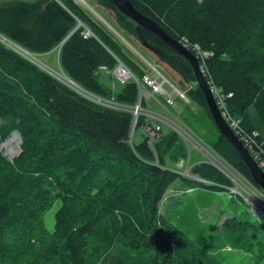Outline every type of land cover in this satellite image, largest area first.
Instances as JSON below:
<instances>
[{
	"label": "trees",
	"instance_id": "obj_1",
	"mask_svg": "<svg viewBox=\"0 0 264 264\" xmlns=\"http://www.w3.org/2000/svg\"><path fill=\"white\" fill-rule=\"evenodd\" d=\"M93 1L112 15L103 19L126 43L136 51L140 46L178 82V90L191 88L216 128L190 63L111 0ZM129 1L187 46L221 95L220 110L264 144V0ZM76 8L70 0L0 3V145L14 132L20 137L15 159L0 149V264H225L218 252L227 248L249 264H264L263 218L259 225L233 214L219 235L210 228L211 243L203 245L202 237L190 239L161 213L176 183L216 191L232 182L206 160L182 174L175 164L186 159L183 139L160 126V136L150 141L144 127L155 121L143 112L130 140L139 84L120 83L112 72L121 62L140 81L146 67ZM85 30L91 35L84 37ZM196 47L210 56L202 62ZM42 55L52 56L60 73L46 70ZM156 98L170 110L161 95ZM216 130L211 152L261 189Z\"/></svg>",
	"mask_w": 264,
	"mask_h": 264
},
{
	"label": "rangeland",
	"instance_id": "obj_2",
	"mask_svg": "<svg viewBox=\"0 0 264 264\" xmlns=\"http://www.w3.org/2000/svg\"><path fill=\"white\" fill-rule=\"evenodd\" d=\"M9 1L34 3L37 0H0V3ZM70 1L75 8L76 6L78 7V11L80 9L81 12L86 16H92L97 23H101L103 27L110 31L114 39L119 41L121 40L130 51L134 52L139 58L138 63L140 65H142L143 63L149 74L156 76V79H158L159 81L166 79L178 90L176 86L178 82L176 80L171 79L158 64L144 55L139 50L141 49L140 46L139 49L136 47L138 51L141 52L142 55L146 58L144 59V57H142V55H140V53H138L135 48H133L129 43H126L122 39L121 35L103 19L107 16L112 20V15L109 12L103 10L102 8H97L93 0ZM125 51H127V49H125ZM39 58L45 64V67L49 71L57 70V73H60L57 61L54 60L52 56L42 55L39 56ZM164 87L168 93H171L173 101L176 102L175 107L169 106L171 107L170 110L172 112V122L180 128H188L190 131H192L202 141L201 145L205 148V150H208V152L210 153L211 151L209 148L216 141L218 132L207 116L205 110L202 111V105L194 97L191 88L188 86L185 90H179L185 97L183 99L179 97L178 94L174 93L167 83H164ZM117 88L118 87H116L115 89ZM141 100L143 102L142 108L154 110L153 108L156 107L154 105V98H151V96L149 95H145V92H142ZM141 109H139V113L142 112ZM147 118L149 119V117ZM158 124L162 127L163 131H166V129L170 127L179 135V137H181L176 127H174V125H171V123H169V127L162 122H159ZM142 130V128L137 129V131L135 132L136 137L140 136ZM183 142L186 152V159L184 161L176 163L175 165L177 168L181 169L182 174L186 175V172H188L189 168L188 170L185 169L188 166H191L196 162L204 161L206 159L205 156L209 155L206 154V152L196 148V146L192 144H196L194 141H191L192 143L187 144L183 139ZM10 147L16 148V152L14 154H9ZM0 148H2V153L8 158L18 155V152L20 151L18 141L12 143L11 146L7 144V142H4ZM231 195L233 196L232 198ZM160 208L161 213L165 214V216L181 231H183L190 239H196L198 236L202 237V240L199 241V244L203 245H210L211 243L210 238L206 239L209 235L212 234L210 228L214 230L213 232L219 235L221 224L225 219L231 218L233 214L243 215L245 218L247 217L252 222L257 221L259 225L261 222H263L262 217L252 211L251 206L246 200L238 195L234 196L233 194H231L229 189L225 188H221L216 191L209 190L208 188L203 187L187 190V187L184 186L182 188L179 184L176 183L166 191ZM52 216L53 210H51L47 214V227L50 230L53 224ZM218 255L225 264H249L245 257H242L240 254H237L235 252H229L228 248L224 251L218 252Z\"/></svg>",
	"mask_w": 264,
	"mask_h": 264
},
{
	"label": "built area",
	"instance_id": "obj_3",
	"mask_svg": "<svg viewBox=\"0 0 264 264\" xmlns=\"http://www.w3.org/2000/svg\"><path fill=\"white\" fill-rule=\"evenodd\" d=\"M90 35L91 32L89 30H85L84 37H88ZM182 45L187 48L186 45L184 44ZM195 49L198 53L199 59L202 62L205 61V59L210 56L209 53L205 51H201L199 47H196ZM200 68L203 72L204 69L202 65H200ZM112 73L120 83H124L128 80H133L137 82L139 84V91L141 92V94L142 92H145V95H149V96L161 95L168 106L175 107V102L171 98V93H168L167 90L165 89L164 83H167L168 86L172 89V91L178 94L179 97L183 99L185 98L183 93L177 90L166 79L159 81L158 79H153L148 75H144L142 79L138 81L135 75L131 72V70H129V68L124 66L121 62H118L116 68L113 70ZM211 91L215 96V99L217 100L218 104L222 105V98L219 92L216 89H211ZM223 115L227 120L230 128L233 130V132L236 134L239 140L243 143V145L248 149L253 160L264 172L263 142H259L256 139L257 136L256 133H252V134L243 133V131L238 128L237 122L231 120L225 113H223ZM171 125H174V127H176L178 132H180L181 137L186 141L187 144L192 143L191 141H194L197 145L194 143L192 144L195 145L196 148L206 152V154L209 155V156H205L206 157L205 160L210 162L211 164L216 163L218 165L219 171L224 175H226L231 180L232 186L229 189L231 194L238 195L242 197L244 200H246L251 206L252 211L264 219V190L254 187L247 179L241 177L237 171L232 169L225 162L218 159L212 152L209 153L208 150H205V148L201 145L202 141L188 128L185 129L180 128L174 123H171ZM144 129L150 141H153L154 139L160 136V125L158 123L147 124L144 127ZM185 170L188 169L186 168Z\"/></svg>",
	"mask_w": 264,
	"mask_h": 264
},
{
	"label": "water",
	"instance_id": "obj_4",
	"mask_svg": "<svg viewBox=\"0 0 264 264\" xmlns=\"http://www.w3.org/2000/svg\"><path fill=\"white\" fill-rule=\"evenodd\" d=\"M202 1V0H200ZM115 7L120 11L122 14L127 16L129 19H131L134 23H136L139 27L145 28L156 34L158 37H160L178 56L186 59L193 70L194 77L196 79V83L200 89V91L203 94V97L206 101L208 110L210 112V115L213 119V122L220 132L221 135L226 137L230 143L234 146V148L237 150L239 155L244 161V164L246 165L250 176L252 180L262 189L264 190V172L262 169L257 165V163L253 160L251 157L248 149L243 145V143L239 140V138L236 136V134L233 132V130L230 128L227 120L225 119L222 111L220 110L219 106L216 103L215 96L213 95L210 86L208 85L207 81L204 78L203 72L200 68L199 62L195 55L191 53L188 48L184 47L181 43L175 41L172 39L162 28L160 25H158L153 20L145 17L141 13H139L132 3L129 0H111ZM78 25H81L79 23ZM31 56V54H29ZM34 58V62L41 65L40 62L37 60L36 56H32ZM44 67V65H42ZM46 68V67H44ZM46 70H48L46 68ZM49 71V70H48ZM51 72V71H49ZM140 103H141V92L139 91L138 99L136 105L133 107V123L132 128L130 132V140L133 135V130L136 124L137 115L139 113L140 109ZM135 111V112H134ZM180 133V132H179ZM182 134V133H181ZM183 135V134H182ZM13 140H17L20 144V137L18 133H12V136L7 139L5 142H10ZM2 144L0 145V147ZM2 149V148H0ZM20 150V149H19ZM2 151V150H1ZM19 153V152H18ZM17 155L11 157L10 159H15ZM213 165L218 169V165L216 163H213ZM195 179L199 180L197 177H194ZM203 183L205 181L201 180Z\"/></svg>",
	"mask_w": 264,
	"mask_h": 264
},
{
	"label": "crops",
	"instance_id": "obj_5",
	"mask_svg": "<svg viewBox=\"0 0 264 264\" xmlns=\"http://www.w3.org/2000/svg\"><path fill=\"white\" fill-rule=\"evenodd\" d=\"M146 75L150 76L151 78L153 79H156L157 77L152 75V74H149L148 72L146 73ZM157 95H153L151 96V98H154L155 100V103L154 105L156 106L155 108H153L154 110H148V109H145V108H142V112L147 116L149 117V119L151 121H155L153 123H159V122H162L164 123L166 126L169 127V123H173L172 120H171V117H172V112L167 109L166 107H164L159 101L158 99L156 98ZM173 98V97H171ZM175 102V101H174ZM176 103V102H175ZM170 128V127H169Z\"/></svg>",
	"mask_w": 264,
	"mask_h": 264
},
{
	"label": "bare ground",
	"instance_id": "obj_6",
	"mask_svg": "<svg viewBox=\"0 0 264 264\" xmlns=\"http://www.w3.org/2000/svg\"><path fill=\"white\" fill-rule=\"evenodd\" d=\"M15 141H17V140H13V141L7 142V144H9L11 146L12 143H14ZM15 152H16V148L15 147H10L9 148V154H14Z\"/></svg>",
	"mask_w": 264,
	"mask_h": 264
}]
</instances>
